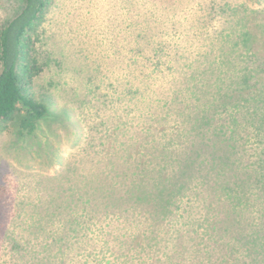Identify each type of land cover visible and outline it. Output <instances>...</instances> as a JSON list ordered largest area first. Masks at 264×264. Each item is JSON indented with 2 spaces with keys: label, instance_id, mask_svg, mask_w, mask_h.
<instances>
[{
  "label": "trees",
  "instance_id": "1",
  "mask_svg": "<svg viewBox=\"0 0 264 264\" xmlns=\"http://www.w3.org/2000/svg\"><path fill=\"white\" fill-rule=\"evenodd\" d=\"M47 6L48 0H21L0 25V131L12 124L20 138L35 135L51 115L31 88L42 71L31 42ZM219 63L230 69L233 61ZM216 68L208 64L207 80L201 71L185 73L175 89L154 88L152 98L146 84L136 88L132 97L165 125L154 133L114 124L108 127L113 139L117 131L125 139L96 159L106 142L85 140V156L37 179L13 216L11 193L1 188L6 264H264V205L259 216L256 208L260 197L264 202V158L259 168L240 158L250 117L243 126L237 115L214 117L226 89L242 81ZM241 70L246 79L248 69ZM203 93L209 101L199 102ZM174 122L181 133L171 130Z\"/></svg>",
  "mask_w": 264,
  "mask_h": 264
},
{
  "label": "rangeland",
  "instance_id": "2",
  "mask_svg": "<svg viewBox=\"0 0 264 264\" xmlns=\"http://www.w3.org/2000/svg\"><path fill=\"white\" fill-rule=\"evenodd\" d=\"M20 5L21 0H0V25ZM36 33L31 46L42 71L31 88L51 115L33 136L20 138L12 124L0 131V189L11 193L12 216L37 179L56 175L65 160L85 156V140L106 142L96 159L115 152L125 139L121 131L113 139L108 127L114 124L154 128V133L165 125L132 97L136 88L146 84V97L152 98L154 88L175 89V79L185 73L201 71L199 78L207 80L210 62L227 71L224 78L242 77L221 101L237 106L225 110L219 102L213 113L220 120L237 115L240 126L249 124L244 116L251 118L238 140L245 150L240 158L263 166L264 0H48ZM224 60L233 61L230 69L221 67ZM241 69H248L246 79ZM209 88L214 91V84ZM203 96L199 102L209 101L210 94ZM171 130L182 132L177 122ZM188 136L183 131L181 140ZM5 253L10 257L4 249L0 264H6Z\"/></svg>",
  "mask_w": 264,
  "mask_h": 264
}]
</instances>
